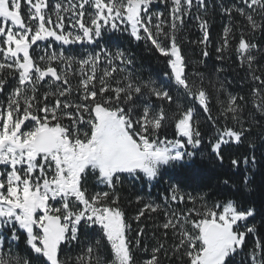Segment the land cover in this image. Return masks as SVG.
I'll use <instances>...</instances> for the list:
<instances>
[{"label":"snow or ice","instance_id":"snow-or-ice-1","mask_svg":"<svg viewBox=\"0 0 264 264\" xmlns=\"http://www.w3.org/2000/svg\"><path fill=\"white\" fill-rule=\"evenodd\" d=\"M154 5H163V10H153ZM194 8L206 13L207 0H0V72L8 70L0 76V93L12 78L11 91L0 100V264H69L61 258L64 246L79 242L81 226L94 230L95 241L73 264H163L162 257L170 264H264V235L258 225L247 223L257 215L255 205L238 207L232 199L209 204L204 195L185 196L177 185L170 186L165 205L170 208L169 201L187 199L192 207L181 212L165 208L164 222L155 225L165 238L172 231L177 242L170 246L171 255L164 239L157 240L147 259L136 256L147 252L146 245L142 249L141 218L161 211L159 204L148 202L138 210L132 217L138 227L134 244L129 237L132 224L117 191L125 174L130 180L152 182L162 170L191 159L195 152L188 149H198L203 142L198 116L215 129L209 147L221 163L222 146L242 143L254 125L264 127V76L255 75L253 68L259 63L254 50L264 59V48L243 32L234 48L241 67L246 64L252 81L259 82L251 88L259 99H253L247 121L246 97L231 93L225 100L217 97L214 118L211 96L202 83L190 79L178 42ZM220 10L230 20L242 17L250 35L264 34V0H232ZM194 19L203 33L198 43L205 45L206 58L208 21L199 14ZM116 32L143 40L166 59L167 87L151 78L139 80L128 71L134 57L126 50L112 52L100 45L99 51L78 58L64 51H46L38 58L30 52L34 46L39 49L38 42H45L46 48L91 45L105 33ZM232 37V28L225 26L217 52L231 50ZM101 64L106 66L98 74ZM117 72L127 74L120 79ZM196 75L202 82L203 75ZM153 96L175 104L176 110L163 103L157 107ZM181 97L188 103H181ZM221 118L231 120L232 126H219ZM166 127H174L175 139L161 138ZM248 146L255 149V140ZM231 163L237 166L240 161ZM244 163L256 172L255 154L246 156ZM89 177L109 190L89 195ZM248 186L246 174L244 188Z\"/></svg>","mask_w":264,"mask_h":264},{"label":"trees","instance_id":"trees-1","mask_svg":"<svg viewBox=\"0 0 264 264\" xmlns=\"http://www.w3.org/2000/svg\"><path fill=\"white\" fill-rule=\"evenodd\" d=\"M208 8L205 13L201 10L200 13H196L202 16L203 19L208 21L209 25V41L206 46L208 51V57H203L202 53L205 46H201L198 43L199 32L196 31L195 26L198 25V21H193L186 18L185 28L179 33V43L182 48L183 55L187 61L186 71L190 79H195L197 84L202 86L209 92L211 96V108L212 115L215 118L219 106L217 104V97L220 100L227 98V93H231L237 96H245V111L243 117L247 121L250 111H254L252 106L253 99H259V97H253L251 88L254 85H258L259 82H253L251 76L248 73L247 65L243 67L240 65V61L237 59L234 48L238 43V39L242 32L246 38L255 40L258 42L261 48H264V34L257 32L254 36L250 35V30L246 27V21L242 17L236 16L230 20L229 16L223 13L220 8L221 4L230 6L232 0H207ZM259 21L260 17H256ZM225 26L232 28L233 37L231 50H225L222 53L217 52V48L222 43L223 29ZM239 29V30H238ZM103 45L112 52L117 49L126 50L132 53L134 57V64L128 67V71L132 72L139 80L147 81L150 78L155 80L157 86L167 87L168 81L164 76L166 70V59L160 56L159 53L151 49L150 45H146L143 40L137 42L128 36L127 32L105 33L99 42L89 47H81L75 49H69L64 51L65 55L76 56L86 55L93 50L99 51V46ZM254 55L257 56L258 64H254L255 75L264 76V59H261V53L254 50ZM223 55V60H218L217 57ZM203 61V62H201ZM119 65V62H115ZM106 64H101L99 73L103 71ZM121 66V65H120ZM76 66H74L75 68ZM123 67V66H121ZM217 68H223L224 71L217 73ZM8 70L0 72V76L6 75ZM197 73L203 75V81ZM125 73H116V78L122 79ZM10 83L1 93V97L9 91V87L12 88V78H8ZM71 84L75 86L78 82L77 77L71 78ZM223 84V88L221 87ZM46 89H42L44 91ZM219 90V91H218ZM172 95L177 96V93L173 90ZM152 101L159 107L161 103L171 111L176 110V105L169 106L167 102H161L156 100L153 96ZM180 102L187 104L188 101L183 97L180 98ZM200 120V130L203 134V142L198 149H194L195 155L189 159L185 158L183 164H176L172 168H167L166 171L162 170L163 174L153 182H140L136 180H130L124 176L122 185L118 186L117 191L120 193V204L126 213L129 222L132 224L133 231L129 233L130 239L133 244L135 243L136 231H138L137 223L132 219L136 215L139 209L143 207L145 203L154 202L161 205V211L152 213L151 217L141 218L140 224L145 226V234L142 237V249L143 246H147V252L143 250L136 253L139 260L147 259L151 255L152 247L156 246L157 240L167 239L166 247H169V255H171L170 246L177 242L171 230L168 231V235L165 238L163 236V229L156 228L155 225L162 224L164 222V210L167 208L169 211H185L186 208L192 207V204L185 200L184 203H176L169 201L170 208L165 205V198L170 196L169 188L171 185H177L180 193L187 196L190 194L192 197L198 198L201 195L205 196L206 201L209 204L223 203L228 199L235 200L238 207L247 208L255 205L258 209L257 215L248 220V224H256L259 227L261 235H264V137L261 136V132L264 131V127L253 126L250 130V134L240 144H229L222 146V154L224 160L221 163L211 155L209 147V140L212 137L215 129L210 126V122L206 123L203 116H198ZM232 126V121H224L221 118L220 125L223 127ZM264 124V122H262ZM245 127H248V123H245ZM175 139L174 127H166L161 131V138ZM255 140L256 148H249V141ZM255 154L258 164L255 173L251 171V165H245L244 158L251 157ZM232 159L240 161L239 165L233 166ZM249 177V186L244 188V177ZM95 178L89 177L86 187L88 188V194L93 195L96 192L108 191L106 187L96 188L93 185ZM228 183L225 184L224 181ZM137 197L142 198L139 202ZM249 245L251 244L252 237H248ZM95 235L93 229H85L81 226L79 233V242H74L73 245H65L62 259H68L69 264H73L75 258L82 254V251L86 249L90 242L94 243ZM247 247L245 251H247ZM18 251V250H17ZM23 255V252H19ZM239 259V258H238ZM163 264H170L169 260L162 257ZM171 264H179L178 261L172 260Z\"/></svg>","mask_w":264,"mask_h":264},{"label":"built area","instance_id":"built-area-1","mask_svg":"<svg viewBox=\"0 0 264 264\" xmlns=\"http://www.w3.org/2000/svg\"><path fill=\"white\" fill-rule=\"evenodd\" d=\"M65 2H66V0H65ZM197 29H198V31L201 33V34L199 35V39H198V41H199L200 39H202V37H203V33L200 31L199 26L197 27ZM194 42H195V43H198L197 41H194ZM198 44L201 45V46H205V45H202V44H200V43H198ZM72 45H73V46H81L82 44H72ZM39 50H40V52L44 53V48H43V47L39 48ZM40 55H43V54L38 53V54H37V58H38ZM54 63H55V62H54ZM56 66H57L58 68L62 67L61 64H56Z\"/></svg>","mask_w":264,"mask_h":264},{"label":"rangeland","instance_id":"rangeland-1","mask_svg":"<svg viewBox=\"0 0 264 264\" xmlns=\"http://www.w3.org/2000/svg\"><path fill=\"white\" fill-rule=\"evenodd\" d=\"M54 0H51V3H55V1L53 2ZM25 12H26V9H25ZM3 61V58H2V56H0V62H2ZM189 151H193L194 149H191V148H189L188 149ZM187 158V157H186ZM125 176H126V174H125ZM153 182V181H152ZM93 185L94 186H96V188H103V187H105V185H102V184H98L97 182H96V180H94V183H93Z\"/></svg>","mask_w":264,"mask_h":264},{"label":"bare ground","instance_id":"bare-ground-1","mask_svg":"<svg viewBox=\"0 0 264 264\" xmlns=\"http://www.w3.org/2000/svg\"><path fill=\"white\" fill-rule=\"evenodd\" d=\"M159 8H158V10H160V5H157Z\"/></svg>","mask_w":264,"mask_h":264}]
</instances>
